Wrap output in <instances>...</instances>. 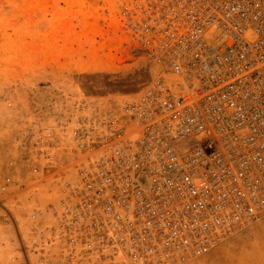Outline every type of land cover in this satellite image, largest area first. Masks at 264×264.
<instances>
[{
	"label": "built area",
	"instance_id": "obj_1",
	"mask_svg": "<svg viewBox=\"0 0 264 264\" xmlns=\"http://www.w3.org/2000/svg\"><path fill=\"white\" fill-rule=\"evenodd\" d=\"M120 4L152 79L59 99L5 143L1 224L24 220L34 258L172 264L264 215V0Z\"/></svg>",
	"mask_w": 264,
	"mask_h": 264
},
{
	"label": "rangeland",
	"instance_id": "obj_2",
	"mask_svg": "<svg viewBox=\"0 0 264 264\" xmlns=\"http://www.w3.org/2000/svg\"><path fill=\"white\" fill-rule=\"evenodd\" d=\"M120 5V0H0V177L9 159L5 143L33 115L59 99L123 96L150 81L148 59L121 29ZM22 222L9 228L0 220V264H65L34 258L29 246L14 243L12 234L25 230ZM257 222L177 264H264V221Z\"/></svg>",
	"mask_w": 264,
	"mask_h": 264
},
{
	"label": "bare ground",
	"instance_id": "obj_3",
	"mask_svg": "<svg viewBox=\"0 0 264 264\" xmlns=\"http://www.w3.org/2000/svg\"><path fill=\"white\" fill-rule=\"evenodd\" d=\"M153 74H154V73H153ZM153 74H152V77H153ZM150 79H152V78H150ZM180 85H181V86H184V88L186 87L185 84H184V82H181ZM0 186H1V185H0ZM262 218H264V215H262V216L257 220V221H259V222L255 221V222H253L252 224H254V223L257 222L258 225H259V224L261 225L262 222L264 221V220L262 221ZM17 219H19V220H23V219H20V218L16 217V219H15V225H14V226H16V227H17V225H16V221H17ZM260 219H261V220H260ZM22 224L25 225L24 222H22ZM252 224H250V225H252ZM250 225H248V226H250ZM260 225H259V226H260ZM248 226H245V227L240 228V229H238V230H234L233 232L229 233L228 235H225V236L221 237V238L218 240V243H217V244H219V242H220L222 239H224V238H229L230 236H232V235H234V234H236V233H239L240 231H243V230L246 229ZM252 226H253V225H252ZM208 252H210V251H208ZM208 252H207V253H208ZM203 255H204V254H203ZM188 258H189V257H188ZM182 259L184 260V259H187V258H182ZM182 259H181V260H177L175 263H172V264H177V263L183 261ZM76 260H77V259H76ZM76 260L71 261L69 264H75V263H77ZM168 264H170V263H168Z\"/></svg>",
	"mask_w": 264,
	"mask_h": 264
}]
</instances>
